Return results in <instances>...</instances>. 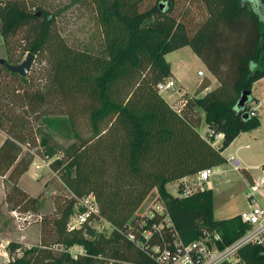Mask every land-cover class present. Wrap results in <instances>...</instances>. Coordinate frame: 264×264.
<instances>
[{
  "label": "trees",
  "instance_id": "trees-1",
  "mask_svg": "<svg viewBox=\"0 0 264 264\" xmlns=\"http://www.w3.org/2000/svg\"><path fill=\"white\" fill-rule=\"evenodd\" d=\"M87 1L100 28L97 51L63 39L55 24L61 10L35 0H0L6 51L0 62V130L6 134L0 175L9 183L4 201L12 211L40 215L39 244L24 248L9 241L7 264H172L166 252L172 255L204 233L220 232L219 248L231 243L247 225L238 214L216 220L212 190L181 197L166 185L224 165L228 144L260 126V118L249 113L252 95L243 110L236 104L243 90L264 78V0H197L205 17L192 34L181 19L185 12L175 13L179 1L188 0H154L149 6L150 0ZM184 46L219 85L209 89L203 83L194 95L184 92L169 104L157 87L172 77L165 55ZM28 53L35 57L26 76L7 69ZM86 113L95 131L99 121L111 118L106 132L69 145L49 166L72 194L95 195L110 231L91 239L66 230L70 195L56 198L52 211L42 214L39 197L17 185L36 155L44 156L32 123L46 115H65L71 122ZM202 122L232 138L215 146L214 134H200ZM73 169L78 184L71 180ZM242 174L251 181L248 171ZM154 188L163 211L136 215ZM74 244L83 252L72 255L67 248ZM262 251L246 244L237 257L242 264H264Z\"/></svg>",
  "mask_w": 264,
  "mask_h": 264
},
{
  "label": "rangeland",
  "instance_id": "rangeland-1",
  "mask_svg": "<svg viewBox=\"0 0 264 264\" xmlns=\"http://www.w3.org/2000/svg\"><path fill=\"white\" fill-rule=\"evenodd\" d=\"M38 4L49 9L50 11L61 10L56 17V27L63 39L72 47L77 49H87L97 51L100 48V28L96 18V12L90 6L87 0L81 2H73L74 0H35ZM154 0H150L147 6L152 5ZM183 19L188 26L190 34L194 32L197 25L205 17L202 6L197 0H188V3L179 1L175 13H183ZM5 55V46L0 35V54ZM166 60L172 68V72H181L184 83L189 92L186 95H194L203 85L209 82V88L218 86L219 82L206 69L205 65L194 54L189 46H184L168 52L165 55ZM4 59V58H3ZM202 70L203 76L197 75V71ZM175 87L177 84L175 82ZM256 92L252 95L253 100L249 102V106L254 109L255 114L260 118V127L253 131L240 133L231 141L232 144L225 151V154H234L238 148L237 155L244 158L250 164L259 165L264 162V82L257 84ZM203 91H206L204 89ZM252 91V88H251ZM203 92L199 93L202 95ZM164 93V97L168 96V100L172 101L168 95ZM177 95V94H176ZM177 99V98H176ZM111 118H106L97 123V131L92 123L89 113L78 115L73 121L65 115H46L40 117L32 123L31 128L36 133L35 137L40 143V150L43 153L46 163L51 162L55 157L61 156L64 150L71 144H79L81 141L91 139L96 133H105L110 125ZM208 126L202 122L199 132L202 136L208 135L210 132ZM215 146L221 144L215 134L212 139ZM249 147H244L245 144ZM51 151V152H50ZM38 164L42 165L40 159H36ZM50 164V163H48ZM34 168H30L20 180V187L32 195L40 197V213L48 214L52 211L55 199L62 196L70 195L71 189L64 183L56 172L49 165L41 166L38 171V178L33 176ZM237 171L233 170L229 163H225L219 167L218 172L213 173L210 177L213 183V213L216 220L230 218L237 215L247 207L245 199L246 180L238 176ZM77 172L72 170V181L74 184L80 183ZM42 183V184H41ZM168 183V191L172 195H177V185ZM44 184V185H43ZM162 201L158 199V194L150 191L145 197L136 211V215L151 214V211H163ZM10 206L0 204V264H7L11 259V255L6 251V245L9 241L20 242L25 248L32 245H38L40 241V224L37 221H31L27 224L28 228L23 231L18 226V221L10 212ZM110 226L104 221L93 219L81 225L76 231L69 232L77 234L84 238L91 239L96 234L108 233ZM220 234V232H217ZM20 240L21 235H26ZM221 236V234H220ZM72 255L83 252V247L79 244L71 245L67 248ZM21 254V252H19ZM230 264H242L238 257H235Z\"/></svg>",
  "mask_w": 264,
  "mask_h": 264
},
{
  "label": "built area",
  "instance_id": "built-area-1",
  "mask_svg": "<svg viewBox=\"0 0 264 264\" xmlns=\"http://www.w3.org/2000/svg\"><path fill=\"white\" fill-rule=\"evenodd\" d=\"M197 75L203 76L202 70L197 71ZM175 81L172 77L166 81L158 84V90L161 94H168L172 97L173 93L180 90L175 87ZM168 98V96H167ZM250 114H254V109H249ZM209 134H214L213 130L209 129ZM217 139L222 140L224 133H216ZM248 147L249 145H245ZM47 157L37 156L32 161V166L35 170L41 168V166L49 165L44 160ZM36 159L42 161V165L38 164ZM227 163L233 170L239 171L242 168V162L236 155H229ZM257 174L251 176V181L247 182L245 199L247 207L238 213L241 221L247 225L245 232L231 243L225 245L222 248L218 247V243L221 242V236L217 232L204 233V236L198 238L188 245L184 246L180 251H176L172 255L165 253V257L170 259L172 264H221L223 262H231L237 257L238 250L246 244H255L263 248L262 255L264 256V162L257 165ZM218 172L217 167L203 168L197 173L185 176L179 180L180 188H177V195L185 197L195 192L212 190L213 183L210 177L213 173ZM178 186V185H177ZM73 199L71 206V212L68 217L66 230L68 232L76 231L81 225L90 221V218H100L106 222L99 215L98 203L95 195L90 192L85 195L77 196L70 194ZM11 214L18 221L20 230H23L27 224L31 221H39L40 215L32 213H19L15 210L11 211ZM109 225V223L106 222ZM110 226V225H109ZM166 259V258H165ZM164 261V259H162ZM164 264H168L167 262Z\"/></svg>",
  "mask_w": 264,
  "mask_h": 264
},
{
  "label": "crops",
  "instance_id": "crops-1",
  "mask_svg": "<svg viewBox=\"0 0 264 264\" xmlns=\"http://www.w3.org/2000/svg\"><path fill=\"white\" fill-rule=\"evenodd\" d=\"M179 49H181V48H179ZM0 58H6V53H5V55L3 54V53H1L0 54ZM201 61V60H200ZM202 62V61H201ZM202 66H203V63H202ZM171 71H172V68H171ZM172 78L174 79V81L176 82V84H177V86H178V88L180 89V90H178L176 93H173L172 94V97H170V99L172 98V101H169L168 100V98L166 97H164V95H163V97L166 99V101L169 103V104H172L175 100H176V98H178L179 96H181L184 92H189V89L187 88V86H186V84L184 83V80H183V77H182V74H181V72H177V73H175V72H172ZM260 82H264V78H262V79H260V80H258V81H256L253 85H252V91H251V94L252 95H254L255 94V92H256V86H257V84H259ZM215 87V86H214ZM213 88V87H212ZM209 89H211V88H209ZM205 91H203V93H204ZM177 94V95H176ZM260 127V126H259ZM258 127V128H259ZM200 129V128H199ZM257 129V128H256ZM251 131H253V130H251ZM241 133H243V132H241ZM201 134V133H200ZM238 136H240V134H238L237 135V137ZM236 137V138H237ZM6 139V134L3 132V131H1L0 130V146L3 144V142H4V140ZM232 141H234V140H232ZM232 144V142H230L229 144H228V146L222 151V155L224 156V157H228L229 155H236V156H238L239 158H240V160H241V162H242V168L239 170V171H237V173L239 174L238 176L239 177H241V178H243L244 180H246L245 178H244V176H243V174H242V169H245L246 171H248L250 174H251V176H254V175H256L257 174V170H256V164H250L249 162H247L244 158H241L239 155H237V152H238V148L235 150V152H234V154H232V153H230V154H225V151L230 147V145ZM248 144V143H247ZM247 144H245V145H247ZM244 145V147H246ZM249 145V144H248ZM249 147V146H248ZM248 147H246V148H248ZM261 164V163H260ZM219 167L220 166H218L217 168H218V170H219ZM30 168H34L33 166H32V164L28 167V169L26 170V172L27 171H29L30 170ZM41 169V168H40ZM40 169H38V170H35L34 169V173H33V176L34 177H36V178H38V171H40ZM26 172H24L20 177H19V179H18V182H17V185L20 187V185H19V183H20V180H21V178L23 177V175L26 173ZM179 182V181H178ZM248 181L246 180V183H247ZM42 184V183H41ZM44 185V184H43ZM168 185V184H167ZM167 185H166V188H167ZM174 185H177V182L176 183H174ZM8 187H9V183L7 182V180H6V175H0V204H3V205H5V206H7V204H6V202L4 201V197H5V194H6V192H7V190H8ZM21 189H22V187H20ZM24 190V189H23ZM167 190H168V188H167ZM25 192H27L26 190H24ZM152 192H155V194L157 195V190L154 188L153 190H152ZM28 194H30L29 192H27ZM31 196H34V197H39L38 195H32V194H30ZM39 200H40V197H39ZM41 209V208H40ZM39 209V210H40ZM12 210H10V212H11ZM25 228H28V226H26ZM24 228V229H25ZM23 229V230H24ZM23 230H21V231H23ZM28 236V234H26V235H21L20 236V240H23L25 237H27ZM20 243V242H19Z\"/></svg>",
  "mask_w": 264,
  "mask_h": 264
},
{
  "label": "water",
  "instance_id": "water-1",
  "mask_svg": "<svg viewBox=\"0 0 264 264\" xmlns=\"http://www.w3.org/2000/svg\"><path fill=\"white\" fill-rule=\"evenodd\" d=\"M160 7H163L162 3H160ZM34 57L35 56L32 53H28L26 54L25 58L22 60L21 63L15 65L6 64V67L10 71L17 73L20 76H26L29 73L31 66L34 62ZM0 62L3 63L4 59L0 58ZM250 96H251V90H243L237 101L236 108L239 110H243L244 106L249 102ZM244 115L247 116L248 113L245 112ZM231 138H232L231 136L224 135V139L226 140H229Z\"/></svg>",
  "mask_w": 264,
  "mask_h": 264
}]
</instances>
